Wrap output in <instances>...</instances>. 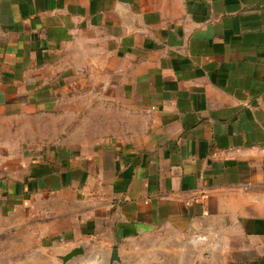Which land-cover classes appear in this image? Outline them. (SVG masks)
<instances>
[{
	"label": "crops",
	"instance_id": "crops-1",
	"mask_svg": "<svg viewBox=\"0 0 264 264\" xmlns=\"http://www.w3.org/2000/svg\"><path fill=\"white\" fill-rule=\"evenodd\" d=\"M78 250L264 264V0H0V255Z\"/></svg>",
	"mask_w": 264,
	"mask_h": 264
},
{
	"label": "rangeland",
	"instance_id": "rangeland-1",
	"mask_svg": "<svg viewBox=\"0 0 264 264\" xmlns=\"http://www.w3.org/2000/svg\"><path fill=\"white\" fill-rule=\"evenodd\" d=\"M87 117V124L85 132L87 134V137L93 138L91 142H97L99 141V138L97 136L99 135H105L111 134V132H115L116 129H120L122 133L126 132L127 130H133L135 132L140 131V125L139 123H129V122H123L120 124H115L114 122L110 123V119L108 116L104 117H97L93 116L94 114L90 113L89 111L86 113ZM89 119V121H88ZM71 130H74L77 128V124L70 125ZM97 137V138H96ZM155 241H158L156 238ZM16 257L12 253H7L4 256L0 255V264H14Z\"/></svg>",
	"mask_w": 264,
	"mask_h": 264
},
{
	"label": "water",
	"instance_id": "water-1",
	"mask_svg": "<svg viewBox=\"0 0 264 264\" xmlns=\"http://www.w3.org/2000/svg\"><path fill=\"white\" fill-rule=\"evenodd\" d=\"M79 254H81V251H74L73 253L67 255L66 257H64L62 260H63V263H67L70 259H72L73 257H76L78 256ZM118 260V257H117V250L114 251L113 253V259H112V262Z\"/></svg>",
	"mask_w": 264,
	"mask_h": 264
}]
</instances>
